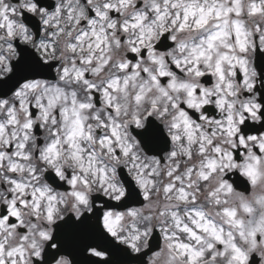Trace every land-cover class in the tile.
Here are the masks:
<instances>
[{
    "label": "clouds",
    "instance_id": "1",
    "mask_svg": "<svg viewBox=\"0 0 264 264\" xmlns=\"http://www.w3.org/2000/svg\"><path fill=\"white\" fill-rule=\"evenodd\" d=\"M0 264H264V0H0Z\"/></svg>",
    "mask_w": 264,
    "mask_h": 264
}]
</instances>
